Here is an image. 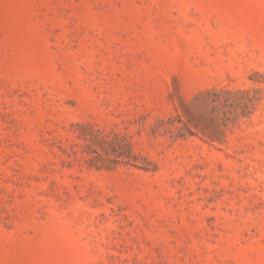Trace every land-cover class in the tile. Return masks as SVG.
Returning a JSON list of instances; mask_svg holds the SVG:
<instances>
[{
  "label": "rangeland",
  "instance_id": "1",
  "mask_svg": "<svg viewBox=\"0 0 264 264\" xmlns=\"http://www.w3.org/2000/svg\"><path fill=\"white\" fill-rule=\"evenodd\" d=\"M0 264H264V0H0Z\"/></svg>",
  "mask_w": 264,
  "mask_h": 264
}]
</instances>
